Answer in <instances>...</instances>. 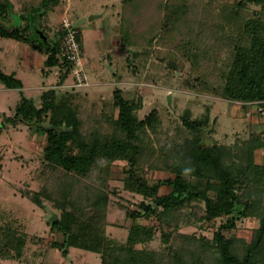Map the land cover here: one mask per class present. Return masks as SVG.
<instances>
[{"label":"rangeland","instance_id":"1","mask_svg":"<svg viewBox=\"0 0 264 264\" xmlns=\"http://www.w3.org/2000/svg\"><path fill=\"white\" fill-rule=\"evenodd\" d=\"M44 1L0 0V5L8 6L9 10L5 17L2 15L0 18L3 19L0 24L8 30H13L16 27L22 28L29 22L31 33L28 35L32 36L31 40L38 42L40 37H37V34L41 32L37 30H42L44 23L42 17L40 22L30 13L38 6L41 8ZM62 1L64 3L65 0ZM133 1L135 0L129 2V8L124 9V0H72V5L79 11V15H89L83 19L79 18V15L74 17V14L70 17L69 9L61 14L62 6H59L50 19L52 31L44 32L51 42L58 39L57 34L60 27H63L62 23L59 27L57 22L59 13L62 22L65 18H71L70 21L79 34L84 32L85 26L89 27L88 31H95L92 35L94 42L91 41L90 45L96 48L89 53L83 45L90 58L85 66L88 76V85L85 87L75 86L71 76L64 83H60L65 68L52 70L51 76L44 82L40 68L35 66L32 60L33 54L38 53L26 44L20 43L15 47V41L0 37L2 69L5 74L20 80L24 86L23 89L0 90V235L6 232L7 229L3 226L8 221L19 219L22 222L27 238L21 262L29 260L25 264H32L34 255L40 251L47 254V246L56 239L48 234L50 223L61 219L59 208L62 205L71 212H76L83 206L87 196L85 190L92 195L96 187L102 186L108 192H115L107 213L106 232L108 238L120 243L126 242L132 221L128 220L125 211L116 205L120 203L129 210H135L143 198L124 190L125 180L130 177V165L125 161H103L101 171L96 170L89 179L66 174L61 168L50 167L44 158L46 131L50 128L48 122H24L17 127L9 122L14 118L15 111L24 98L33 101L40 108L42 96L47 92H70L74 96L78 117L86 125L90 122L95 124L102 135L112 132V128L105 129L108 127L106 124L101 125V117L102 113L108 112L109 115L110 100L115 90H120L127 100L136 101L137 105L141 99L139 117L143 119L155 111L162 121L164 131L167 130L170 134H175V128L182 126V119L187 111L192 113V118L202 119L209 114V123L202 129V144L205 147L226 146L229 149L225 155L227 162L231 167H236L237 172L244 168L241 157L242 151L249 146L247 143L258 137L264 142L263 108H258L256 104L233 102L219 93L216 94V90L223 89L219 86V81L207 90H201L200 87L197 91L188 88V80H193L192 77L196 74L192 73L193 67L187 58L188 48L185 47V43L202 40L206 43L201 46L203 49L209 46L211 49L213 41V46H218L221 35H226L224 40L229 36V31L228 34H220L219 27L215 26L222 16L226 20L238 15V19L264 22V8L254 4L240 7L242 0H190L187 13H180L178 18L182 23L181 30L171 34V30L165 27L156 29L157 23L165 20V12L160 18V14L151 12L147 4L136 8ZM22 15H27L28 20L14 22L15 16ZM92 16L97 18L93 20ZM112 17L118 28H115V24L111 25ZM209 21L213 22L208 24ZM165 23L161 24H168L167 28L172 26V22ZM242 25L237 28L241 30ZM200 30H205V33L199 36L197 33H202ZM45 56L47 57L46 53ZM44 85L45 88L41 92ZM0 88H3L1 83ZM105 101L109 104L106 111L102 104ZM2 124H5V127H2ZM146 130L151 135V131L148 128ZM191 138L192 135L189 139ZM74 152L78 154L77 150ZM255 160L264 164V148L255 152ZM138 164L141 171L138 170L137 175L144 176L151 186L159 185L161 194L168 195L173 191L174 187L170 182L176 175L166 170L151 169L146 161V151L139 157ZM200 188L204 189L203 185ZM244 188L237 187L236 193L239 196L246 195L247 190ZM43 191L44 195L56 199L57 202L53 203L44 196L43 208H39L24 196L25 193L37 194ZM208 196L216 199L217 193L215 190H209ZM242 211L243 208L235 219L234 228L222 230V235L233 247V253L240 258H243L246 246L254 239L255 232L261 225L258 218L239 217ZM205 216V201L196 200L174 213L171 221L164 222L157 217L141 218L139 223L154 228L153 240L139 247L138 253L117 254L116 259L108 257V260L112 264H128L132 257L136 264H169L170 258L179 254L187 264H221L222 258L218 257L216 251L218 243L214 238L220 226L226 224L230 218L222 216L208 221ZM33 236H39L43 240L41 245H33V240H30ZM58 238L62 239L60 236ZM3 244L0 242V246ZM58 251L53 249L50 258L54 259L60 252ZM13 254L17 255L18 251L15 250ZM57 259L56 264H102L99 255L78 249H71L67 255L59 254ZM17 261L0 264H17Z\"/></svg>","mask_w":264,"mask_h":264},{"label":"trees","instance_id":"2","mask_svg":"<svg viewBox=\"0 0 264 264\" xmlns=\"http://www.w3.org/2000/svg\"><path fill=\"white\" fill-rule=\"evenodd\" d=\"M124 1V9L129 8V2L131 3L132 0ZM189 1L135 0L133 2L136 3V8L147 4L151 12L155 15L160 14V18L165 12L164 21L172 22V26L167 28L168 24L162 25L161 23L165 22L161 21L160 24L157 23L156 29L165 27L174 34L181 30L182 23L178 18L180 13H187ZM41 4V8L38 6L30 13L33 18L36 17L40 22L43 20L44 23L42 25L44 28L37 30L41 32L37 34V37H40L38 42L31 40L32 36L28 35L31 33L29 22L26 26L16 27L13 30H8L0 24V37L29 44L34 49L46 53L45 75H50L56 68L60 70L65 68V74H61L60 82L64 83L71 76L72 65L68 62L61 65L57 57L59 43L64 35L63 27H60L57 34L59 37L55 42H51L50 37L44 32L52 31L50 19L56 13V9L63 6V1L45 0ZM245 4L264 8V0H242L239 6ZM7 7L0 5V18L2 15L5 17L9 11ZM10 9L12 10V7ZM15 18L14 22L17 23L28 20L27 15L15 16ZM225 20L226 18L222 16L215 24L217 28L219 27L220 34H228L229 31L228 39L224 40L226 35H221L218 39V46H213L214 41L213 45L211 43V49L209 45L207 49L201 47L206 45L203 40L185 43V47L188 48L187 58L194 71L192 73L196 74L192 77L193 80H188L187 86L196 91L199 87L201 90H207L219 81V86L223 89L216 90V94L219 93L233 102L245 105L256 104L258 108L264 109V22L238 19V15ZM212 22L209 21L208 24ZM232 25L234 26L230 29ZM241 25L243 28L239 30L237 27ZM200 32L202 33L198 32L197 35H203L205 30ZM78 39L81 40L80 34ZM0 83L6 89L23 88L20 80L4 73L1 61ZM73 97L70 92L58 93L52 90L42 96L40 108L33 101L24 98L15 111L14 118L9 122L15 127L24 122H48L50 128L46 131L45 161L50 167L61 168L66 174L89 179L96 170L101 171L103 161L129 163L130 177L125 180L124 190L141 196L143 200L135 210H129L120 203L116 205L120 210H124L127 219L132 221L124 243L108 238L106 232L107 213L112 204L111 197L115 192H108L102 186L96 187L92 195L85 190L87 193L85 203L76 212H71L63 205L60 207L57 204L60 207L61 219L50 223L48 231L49 235L56 237L55 242L47 246L45 250H48L47 254L42 251L36 253L38 257L52 254L53 249L59 250L62 255H67L69 249L75 248L98 254L102 264H112L108 257L116 259L117 254L138 253L139 247L153 240L154 228L139 223V219L157 217L164 222L171 221L174 213L196 200H203L206 203V220L212 221L222 216L230 218L226 224L220 226L214 238L218 243L216 251L218 257L222 258L221 264H264V164L255 160V152L264 148L261 138H253L247 143L249 146L242 151L241 157L244 168L237 172L236 167H231L227 162L225 155L229 149L226 146L205 147L202 144V129L209 123V114L202 119L192 118L190 116L192 113L187 111L183 116L182 126H177L175 134H170L169 131H164L162 121L155 111L143 119L139 117L138 112L142 108L141 99L138 100L139 105H137L136 101L127 100L120 90H115L110 100L109 115L108 112L102 113L101 117L103 122L101 125L106 124L108 127L105 129L112 128V132L102 135L95 124L94 126L90 122L86 125L81 121L76 113ZM102 104L106 111V106L109 104L107 101ZM2 127H5V124H2ZM147 128L151 131V135L147 133ZM191 135L192 138L189 139ZM75 150L78 154L74 152ZM145 151L146 161L151 169L166 170L176 175L170 182L174 187L170 194H161L159 185L151 186L144 176L137 175L141 171L138 159ZM239 184L246 188V195L239 196L236 193L237 187H242ZM202 185L204 189L200 188ZM209 190L216 191V199L208 196ZM44 193L45 191L37 194L25 193L24 196L37 207L43 208V197L46 196ZM46 197L53 203L57 202L52 197ZM241 208L243 211L239 217L258 218L261 223L254 239L246 246L243 258L233 253L231 243L222 235L223 229L235 227V219ZM3 227L7 230L0 235V242L4 243L0 246V261L22 260L25 238H27L24 225L17 219L8 221ZM58 236L62 239L60 240ZM30 240H33V245L36 246L41 245L40 242L43 241L39 236H33ZM15 250L18 251L17 255L13 254ZM170 261L169 264H187L179 254L174 255V258L171 257ZM135 262V259L130 257L129 263L136 264Z\"/></svg>","mask_w":264,"mask_h":264},{"label":"built area","instance_id":"3","mask_svg":"<svg viewBox=\"0 0 264 264\" xmlns=\"http://www.w3.org/2000/svg\"><path fill=\"white\" fill-rule=\"evenodd\" d=\"M64 35L59 43L58 60L61 65L70 63L72 65L71 76L75 86L85 87L88 85V76L85 69L89 62V56L84 51L83 43L78 39V31L72 22L65 18L62 22Z\"/></svg>","mask_w":264,"mask_h":264},{"label":"crops","instance_id":"4","mask_svg":"<svg viewBox=\"0 0 264 264\" xmlns=\"http://www.w3.org/2000/svg\"><path fill=\"white\" fill-rule=\"evenodd\" d=\"M67 1V2H66ZM70 3H69V2ZM69 9L68 10V13H70V17H71V14H74V17H76V16H78L79 15V11L78 10H76L75 8H74V4L72 5V0H65L64 1V3H63V6H62V8H61V11H60V13L62 14V12H64L66 9ZM60 13L58 14V19H57V22L59 23L58 25H59V27H60V24L62 23V20H61V17L59 18V15H60ZM83 15H79V18H81V19H83L84 17H87L88 15H89V13L88 14H84V13H82ZM69 17V18H70ZM97 18V16H92V19L94 20V19H96ZM112 19H113V17H112ZM70 20H71V18H70ZM80 20V19H79ZM112 24H115V28H118V24L116 23V22H114V19H113V22H111V25ZM85 29H84V32H80V37H81V41H82V43H83V45L85 46V48L87 49V51L90 53V52H92L95 48H94V46H91L90 44V42L92 41V42H94L93 41V37H92V35H94V30H93V32H90V31H88V26H85L84 27ZM103 35V34H102ZM6 40H12V39H6ZM13 41H15L17 44L15 45V47L18 45V44H20V43H22V42H19V41H16V40H13ZM99 41V40H98ZM22 44H25V43H22ZM27 46H29L30 48H32L34 51H36L37 53H38V55L37 54H33V56H32V60H33V62H34V64H36L35 66H38L39 68H40V72H41V75H42V77H43V80H44V82L46 81V80H48L49 79V77L51 76V75H48V76H46L45 74H44V67H45V61H46V59H47V57L45 56V53L44 52H42V51H38V50H36V49H34L33 47H31L30 45H28V44H26ZM93 47V48H92ZM95 55V54H94ZM95 56H97V54L95 55ZM1 61V60H0ZM1 66H2V63H1ZM3 70V69H2ZM72 80V79H71ZM23 88H24V86H23ZM23 88H20V89H23ZM45 88V85L42 87V89L40 90L41 92L43 91V89ZM2 89H4V90H15V89H6V88H0V90H2ZM39 90V89H38ZM19 102V101H18ZM20 103V102H19ZM19 103H17V104H19ZM37 105V104H36ZM71 249H75V248H71ZM71 249H69L68 250V253H69V251L71 250ZM79 250V249H78ZM59 252V251H58ZM85 252V251H84ZM67 253V254H68ZM87 253H91V252H87ZM59 254H61L60 252L59 253H57L56 255H55V258L54 259H51L50 257L53 255V252H52V254H50V255H45V256H43V255H40L39 257H38V255H34V258L32 259V264L33 263H35V264H43V262H41L42 260L43 261H45L44 263L45 264H56L55 262H58V259H57V257H58V255ZM95 254V253H94ZM98 255V254H97ZM40 259H42V260H40ZM50 259H51V261H50ZM101 259V258H100ZM57 260V261H56ZM17 260H15V261H0V263L1 262H10V263H13V262H16ZM21 261H23V259L22 260H19V261H17V264H25L26 263V261L24 260V262H21ZM102 262V261H101ZM66 264H67V262H65Z\"/></svg>","mask_w":264,"mask_h":264}]
</instances>
